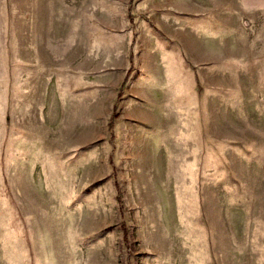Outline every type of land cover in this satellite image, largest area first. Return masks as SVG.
<instances>
[{"label":"rangeland","instance_id":"rangeland-1","mask_svg":"<svg viewBox=\"0 0 264 264\" xmlns=\"http://www.w3.org/2000/svg\"><path fill=\"white\" fill-rule=\"evenodd\" d=\"M0 264H264V0H0Z\"/></svg>","mask_w":264,"mask_h":264}]
</instances>
